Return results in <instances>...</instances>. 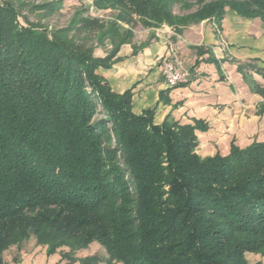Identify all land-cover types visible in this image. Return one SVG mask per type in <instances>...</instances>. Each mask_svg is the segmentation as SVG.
<instances>
[{
    "label": "trees",
    "instance_id": "trees-1",
    "mask_svg": "<svg viewBox=\"0 0 264 264\" xmlns=\"http://www.w3.org/2000/svg\"><path fill=\"white\" fill-rule=\"evenodd\" d=\"M62 2L0 0V264L30 236L48 254L68 247L61 256L69 263L97 242L108 264H263L245 254L264 256V141L202 157L195 130L206 129L203 121L167 115L157 124L154 109L134 113L130 90L115 92L96 72L131 42L130 30L82 17L86 8L57 29L17 20L20 8L51 14ZM177 2L196 8L177 15ZM92 3L127 23L136 15L145 27L176 32L203 20L219 26L226 9L264 25V0ZM77 25L96 27L98 41L111 42L108 55L69 36ZM238 67L264 78L253 61Z\"/></svg>",
    "mask_w": 264,
    "mask_h": 264
},
{
    "label": "crops",
    "instance_id": "crops-1",
    "mask_svg": "<svg viewBox=\"0 0 264 264\" xmlns=\"http://www.w3.org/2000/svg\"><path fill=\"white\" fill-rule=\"evenodd\" d=\"M169 49L189 72L186 84L170 88L159 70L160 59ZM112 60L109 68L97 72L115 92L130 90L134 113L154 109L157 124L167 115L180 124L203 121L206 129L195 130L198 155H226L231 143L245 147L264 141V111L259 112L264 96L251 90L245 75L260 87H264V78L238 67L239 62L253 61L264 69V25L258 17L246 18L226 9L219 26L207 20L188 25L181 32L162 26L139 40L135 32L131 42L119 46ZM12 250L3 254L6 264H70L61 256L68 247L48 254L46 245L37 244L33 236ZM247 255L252 257L249 263L264 264V256L246 253L247 260ZM92 256L98 258L95 264H108L97 242L74 254L77 259Z\"/></svg>",
    "mask_w": 264,
    "mask_h": 264
},
{
    "label": "rangeland",
    "instance_id": "rangeland-1",
    "mask_svg": "<svg viewBox=\"0 0 264 264\" xmlns=\"http://www.w3.org/2000/svg\"><path fill=\"white\" fill-rule=\"evenodd\" d=\"M12 1L16 4V6L18 5L19 1H24L26 4H28V6H30L33 4H39L41 2H46L50 0H12ZM77 2L79 3L77 4ZM92 2L93 0H76V3L73 0H63L60 9L54 11L51 14H46L44 11L39 10V9L35 11H30L27 7L20 8L17 20L22 25H25L26 22H29V23L36 24L39 26L47 27L48 29H57L60 27L67 26L70 20L75 16L76 12H79L81 8H86V11L83 13L82 17L90 15L92 18L97 19L100 23H108L111 21H116L119 26L120 32L124 30H130L131 33L133 34L132 37H134V33L137 32L138 40L143 38L145 34L147 33H148V36H150L155 28H161L162 26H168L166 24H161L157 27H145L141 24L140 19L136 15H132L131 17L132 19L130 20V22L127 23L124 20L116 19V16H117L116 14L118 12L117 9H110V8L97 9L94 7ZM195 8L196 6L190 9H187L183 7L179 2H177L173 5L172 11L174 14L182 15V14H186L194 10ZM69 36L73 37V39L80 44L92 47L93 53L95 56L104 57L108 55V53L112 49L111 42L108 39H105L102 43L98 41V38H97L98 29L96 27L86 28L81 25H77L71 30V32H69ZM108 46H110V48ZM100 68H103V67H100ZM103 69H106V68H103ZM26 240H24L20 244L10 245L5 250L6 254H7V251L9 250L12 253L13 252L12 249L14 247L21 248ZM5 251L3 252V254H5ZM247 258L249 262L252 261L251 255H247ZM3 261L5 263L4 257H3ZM76 261H78L80 264H83L80 259H77L75 257H74V260L70 262V264Z\"/></svg>",
    "mask_w": 264,
    "mask_h": 264
},
{
    "label": "built area",
    "instance_id": "built-area-1",
    "mask_svg": "<svg viewBox=\"0 0 264 264\" xmlns=\"http://www.w3.org/2000/svg\"><path fill=\"white\" fill-rule=\"evenodd\" d=\"M159 70L165 85L169 88L186 84L189 80L188 70L176 57L173 49H169L167 55L160 59Z\"/></svg>",
    "mask_w": 264,
    "mask_h": 264
}]
</instances>
